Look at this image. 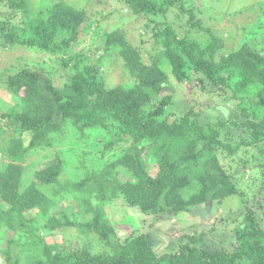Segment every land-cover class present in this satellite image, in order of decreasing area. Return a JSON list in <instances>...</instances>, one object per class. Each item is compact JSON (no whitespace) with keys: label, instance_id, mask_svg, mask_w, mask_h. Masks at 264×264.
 <instances>
[{"label":"trees","instance_id":"1","mask_svg":"<svg viewBox=\"0 0 264 264\" xmlns=\"http://www.w3.org/2000/svg\"><path fill=\"white\" fill-rule=\"evenodd\" d=\"M1 1L8 11H0V45L48 53L67 75L56 85L49 62L29 66L21 55L0 71L2 87L17 99L0 115V135H6L0 147V238L12 233L0 246V264H264V227L255 205L264 189V37L261 44L243 42L220 53L223 38L188 0H122L146 19L142 35L150 33L152 51L145 61L123 32L102 31L103 49H114L133 78L128 86H107L99 64L72 50L87 25L84 8L67 0L48 6L45 0ZM166 62L182 89L217 97L214 119H202L204 111L194 104L180 114L172 111L178 105ZM29 150H52L54 157L23 184ZM63 151H70L66 167ZM239 154L246 157L233 171L226 168L223 159L233 162ZM75 158L82 176L60 180ZM239 168L258 171L253 201L237 188ZM65 193L79 211L89 210V219L76 221L65 210L50 213ZM230 195L240 196L244 206L227 213L242 219L226 246L205 241L202 233L184 234L169 251L157 253L142 230L121 240L105 211L116 202L122 219L139 225L136 214L159 222ZM33 209L36 214L27 216ZM68 226L102 247L87 241L65 248L39 234Z\"/></svg>","mask_w":264,"mask_h":264},{"label":"rangeland","instance_id":"2","mask_svg":"<svg viewBox=\"0 0 264 264\" xmlns=\"http://www.w3.org/2000/svg\"><path fill=\"white\" fill-rule=\"evenodd\" d=\"M39 2V0H35ZM44 1V0H43ZM56 0H45L44 4L55 2ZM69 3L76 5L77 7L84 8L88 13L87 25L79 33L80 40L77 45L72 49L74 52L81 51L88 59L94 61L95 64H99V70L102 72V76L105 79L107 86L113 85L118 81L124 85H131L133 78L127 73V70L123 67L122 61L118 57V54L114 49H103V41L100 37L102 31H110L118 29L123 32L126 38L134 45H138L143 54L145 61H148V52L152 51L150 39V33H144L142 31L145 28L146 19L141 16L134 15L130 12L126 3L121 0H67ZM193 6L197 17L204 21L205 25L215 30L224 40L225 46L220 53H226L230 49L239 47L243 42L250 43H263L261 39L264 37V0H188ZM0 11L7 12L8 8L2 1L0 2ZM149 30V28H148ZM150 32V30H149ZM140 40L142 42H140ZM112 50V51H111ZM24 56L29 63V66H33L36 62L47 61L53 67V79L56 85H61L67 75L65 68L61 67L59 63L53 61L51 55L48 53L36 51L32 49H26L24 47H15L8 49L5 46L0 45V71L2 68H6L11 60H14L16 56ZM163 69L167 74V82L170 90L174 94L175 106L172 111L177 114L182 113L189 105L194 104V110L204 111L202 119L209 121L210 118L214 119L216 112L211 111L217 107V97H213L209 94H202L196 88L191 86H185L182 89V84L174 78L171 73L169 65L163 63ZM124 81V82H123ZM1 84V82H0ZM17 102L14 95L8 93L0 85V115L5 112L9 107L13 106ZM187 104L188 106H184ZM182 106V107H181ZM185 107V108H184ZM207 115L210 117L208 118ZM2 119L0 124H4ZM6 133H11V128H7ZM5 134L0 135V147L2 146L1 140ZM66 145V144H65ZM69 150H73L71 145ZM76 150V149H75ZM50 151V152H49ZM29 150L28 156L23 162L24 171L22 173V182L26 184L31 181L33 172L36 168L41 167L48 160L54 157V151L52 150ZM70 151H63L61 157L64 159L65 167L67 165L66 156ZM243 154L236 156L235 161L229 159H223L226 168L234 170V164L243 157ZM246 157V156H244ZM5 159L0 153V160ZM77 158L75 161H71V168L69 167L66 172L61 174L60 180L77 178L82 176V170L77 167ZM228 164H231L228 165ZM238 168V167H237ZM240 170V168H239ZM240 170V173H235L236 185L238 190H243L244 198L248 197V201H253L252 197L249 198L252 191L256 188L257 180H255L258 171L246 168V170ZM234 173V172H233ZM48 185H42L44 191L48 192ZM186 191V190H185ZM187 193V192H186ZM256 197H254V200ZM241 205L244 206V202L238 195H230L225 197L220 204L214 203L213 205L207 203L201 205L194 210H185L178 212L170 217H165L162 221L156 222L146 217L134 216L137 218L139 225L131 223L127 220H123L119 212V205L114 202L105 208L108 217L111 222H116L115 230L117 236L123 240L128 236L131 231L136 233L141 230L149 234L151 238L154 251L157 253H163L169 251V246L176 242L178 238L184 234H203V238L207 242H213L216 245L226 246L233 239L232 228L238 225L242 219L238 214L236 217L232 216L233 213L239 212ZM252 207V204H250ZM255 205L260 206L261 210L256 211L257 221L262 227H264V189H262V196ZM55 208L50 209V213H59L61 210H65L76 221L87 220L90 218L91 213L88 209L79 211L74 197L71 193H65L64 198H61L60 202ZM243 209V208H242ZM233 211L227 217V213ZM36 214L35 210L27 212V216ZM259 216V217H258ZM140 218H143V222H140ZM136 220V219H135ZM12 233L4 231L0 238V246H5V239ZM39 234L42 235L43 240L47 243H57L61 247H68L70 245L81 246L84 242H92L93 249L101 248L100 243L94 239L84 238L81 233L77 231V228L73 226L64 227L61 229L46 231L40 229ZM230 245V244H229ZM1 262V257H0Z\"/></svg>","mask_w":264,"mask_h":264}]
</instances>
